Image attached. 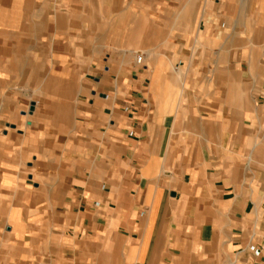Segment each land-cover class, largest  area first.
<instances>
[{"label":"crops","instance_id":"1","mask_svg":"<svg viewBox=\"0 0 264 264\" xmlns=\"http://www.w3.org/2000/svg\"><path fill=\"white\" fill-rule=\"evenodd\" d=\"M0 264H264V0H0Z\"/></svg>","mask_w":264,"mask_h":264},{"label":"built area","instance_id":"2","mask_svg":"<svg viewBox=\"0 0 264 264\" xmlns=\"http://www.w3.org/2000/svg\"><path fill=\"white\" fill-rule=\"evenodd\" d=\"M137 61L141 62L142 61V56H138Z\"/></svg>","mask_w":264,"mask_h":264}]
</instances>
